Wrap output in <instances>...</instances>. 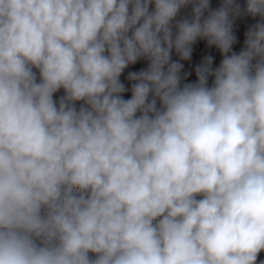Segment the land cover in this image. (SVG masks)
<instances>
[{
  "label": "clouds",
  "instance_id": "9594fccd",
  "mask_svg": "<svg viewBox=\"0 0 264 264\" xmlns=\"http://www.w3.org/2000/svg\"><path fill=\"white\" fill-rule=\"evenodd\" d=\"M0 264H264V0H0Z\"/></svg>",
  "mask_w": 264,
  "mask_h": 264
},
{
  "label": "trees",
  "instance_id": "16d2710c",
  "mask_svg": "<svg viewBox=\"0 0 264 264\" xmlns=\"http://www.w3.org/2000/svg\"><path fill=\"white\" fill-rule=\"evenodd\" d=\"M187 71H189L190 72V79H195V75H194V68H187L186 69Z\"/></svg>",
  "mask_w": 264,
  "mask_h": 264
},
{
  "label": "rangeland",
  "instance_id": "374dc122",
  "mask_svg": "<svg viewBox=\"0 0 264 264\" xmlns=\"http://www.w3.org/2000/svg\"><path fill=\"white\" fill-rule=\"evenodd\" d=\"M239 38H240V44L237 45V49L242 46L243 43V35H242V30L238 33Z\"/></svg>",
  "mask_w": 264,
  "mask_h": 264
}]
</instances>
